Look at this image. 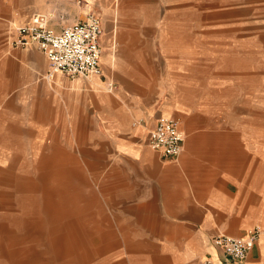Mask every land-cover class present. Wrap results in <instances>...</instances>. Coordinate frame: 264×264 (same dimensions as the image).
Masks as SVG:
<instances>
[{
  "label": "rangeland",
  "instance_id": "rangeland-1",
  "mask_svg": "<svg viewBox=\"0 0 264 264\" xmlns=\"http://www.w3.org/2000/svg\"><path fill=\"white\" fill-rule=\"evenodd\" d=\"M124 8L130 12L121 16ZM38 12L64 15L65 23L88 14L100 17L103 68L121 92L108 94L121 99L125 111L138 109L142 100L141 109L154 106L159 116L177 117L186 135L188 130L201 134L204 152H241L238 136L243 137V151L259 154L264 168V0H0V19H10L13 27ZM132 36L126 52L145 63L134 66L143 74L130 76L129 66L111 70L110 58ZM99 89H87L80 139L72 121L77 104L56 98L62 120L57 123L49 120L55 104H30L27 96L15 111L1 96L0 130L15 124V116H21L22 128L14 139L20 143L0 144V264H150L154 259L139 250L156 247L155 240H147L156 234L134 216L124 187L112 185L124 180L115 172L132 168L133 150L106 139L99 144L93 136L91 94ZM70 140L75 143H65ZM140 148L147 149L145 142ZM52 151L73 154L82 170L79 177L70 176L64 194L47 190L54 179L46 177L40 156Z\"/></svg>",
  "mask_w": 264,
  "mask_h": 264
},
{
  "label": "crops",
  "instance_id": "crops-1",
  "mask_svg": "<svg viewBox=\"0 0 264 264\" xmlns=\"http://www.w3.org/2000/svg\"><path fill=\"white\" fill-rule=\"evenodd\" d=\"M129 12V9L124 8L120 15H128ZM33 14L18 25L28 24ZM103 35L102 33L100 38L101 48ZM15 37L16 32L11 20L1 18L0 98L8 97L6 103L12 106L13 110L16 111L15 105L24 103L22 98L30 96L32 99L30 104L38 101H44L47 107L55 104L48 118L52 122L60 123L61 113L59 114L60 110L56 108L59 105L56 98L60 97V103L77 104V108L80 109L78 108L76 111L78 115L74 116L72 121L74 135L80 139L86 131L83 116L80 114L84 97L89 93L87 89L88 87L103 89L91 94L94 114L93 136L98 137L99 144L102 139H106L104 142L110 145L119 148L127 145L133 150L130 159L135 163L131 169L115 172V176H123L124 180L120 179L112 185L124 187L125 199L133 203L128 207L135 211L134 216L140 219V224L150 226L148 233L156 234L147 237V240L156 241V247L139 250L142 257L144 254L154 257L149 261L150 264H207V261H211L209 264H219L223 257L222 252L213 244V237L218 232L234 237H245L249 229L259 227L261 234L246 259L238 264H264V168L259 154L243 151V137L238 136V139H242L241 152H204L200 151L201 134L193 135L188 130L186 135L185 129L181 126L185 132L183 150L174 158L162 159L149 146L148 135L158 117L169 115L159 116L160 110L154 106L141 109L142 100L140 103L136 102L139 107L133 108V112L121 108L123 101L110 95L115 93L113 91L116 89L108 91L102 86L103 79L104 82L107 78L113 83L115 81L113 77L105 74L102 60L100 63L104 77L69 78L62 73H56L53 79H46L60 94L55 97L54 92L46 88L43 81L50 66L48 58L34 45L20 47L15 45L13 43ZM122 37L120 33L119 40ZM127 38L124 39L123 46H118L121 50H117L116 56L114 55L116 52H113L110 58L111 70L120 69V66L125 65L129 66L126 72L128 75L143 74L144 69L134 66H143L145 60L126 52L132 47L134 36ZM116 91L119 96L120 90ZM129 116L132 117L130 123ZM12 119L15 120H13L15 124L4 126L5 128L0 130V144L11 147L20 143V140L14 139L20 138L22 128L21 116ZM1 120H4L3 116ZM73 142L70 140L65 143ZM142 142H145L148 150L141 151ZM76 143L80 145L79 140ZM117 152L122 154L120 151ZM97 158L101 160L99 156ZM40 160L46 168V177L54 179L51 183L54 188L44 185L47 186V190L54 189L59 194H64L70 176L79 177L82 174L80 164L73 154L52 151L49 155L40 156Z\"/></svg>",
  "mask_w": 264,
  "mask_h": 264
},
{
  "label": "built area",
  "instance_id": "built-area-1",
  "mask_svg": "<svg viewBox=\"0 0 264 264\" xmlns=\"http://www.w3.org/2000/svg\"><path fill=\"white\" fill-rule=\"evenodd\" d=\"M15 45H34L48 58L47 80L56 73L69 78L93 76L104 77L101 67L100 38L103 33L98 15L88 14L85 20L65 23L64 15L52 18L46 13L33 14L28 24L14 26ZM108 91L116 89L113 81H105ZM185 132L178 118L162 115L148 135V144L162 159L178 156L183 150ZM259 227L251 228L245 237H234L218 232L213 244L222 252L219 264H238L243 262L261 234ZM211 261H207L209 264Z\"/></svg>",
  "mask_w": 264,
  "mask_h": 264
}]
</instances>
